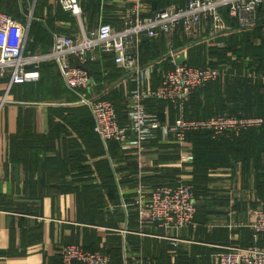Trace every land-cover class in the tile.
<instances>
[{
  "label": "crops",
  "instance_id": "0c3cea01",
  "mask_svg": "<svg viewBox=\"0 0 264 264\" xmlns=\"http://www.w3.org/2000/svg\"><path fill=\"white\" fill-rule=\"evenodd\" d=\"M6 1L0 0V7L8 8ZM14 1L22 14L20 0ZM187 1L143 0L142 16L183 7ZM129 2L106 0L100 6L83 1L84 30L100 23L121 29ZM36 5L33 16L13 18L27 28L25 51L46 53L54 35L81 32L70 14L55 18L61 9L55 1L41 0L38 5L44 6V13ZM45 8H49L46 14ZM48 18L54 20L49 46L48 40L39 41L38 32L30 29L33 22L44 25ZM227 21L230 30L220 33L207 24L156 40L144 36L137 62L142 68L152 67L149 89L158 87L163 74L176 65L225 66V79L191 96L183 115L187 121L260 120L239 134L232 129L221 134L206 128L189 130L185 142H179L171 129L180 116L177 108L146 100L148 114L167 125V131L160 129L142 153L124 151L116 142L105 145L100 139L95 148L64 122L67 109L84 106L77 94L75 99L65 90L57 66L53 71L61 89L57 96L40 93L44 78L39 71L36 82L12 87L0 109V264H61L58 252L68 245L107 253L112 264H218L215 257L225 247L264 249V236L256 242L250 228L256 208L264 205V108L254 106L264 101L260 77L264 76V5L250 30H241L236 20ZM99 55L100 64L111 56L113 68L121 75L105 71L109 86L99 83L93 68H87L94 87L78 92L88 98L111 96L126 114L125 119L119 116L121 126H128L126 106L129 94L139 86L136 77L119 68L112 53L99 51ZM3 94L0 83V100ZM58 126L63 129L50 134ZM139 184L191 187L197 209L193 226L172 231L139 216L133 205Z\"/></svg>",
  "mask_w": 264,
  "mask_h": 264
},
{
  "label": "built area",
  "instance_id": "2783aa9c",
  "mask_svg": "<svg viewBox=\"0 0 264 264\" xmlns=\"http://www.w3.org/2000/svg\"><path fill=\"white\" fill-rule=\"evenodd\" d=\"M66 14L79 21L81 32L73 36H53L50 49L46 53L33 54L25 51L27 28H22L7 14L0 12V83L4 94L0 109L12 87L38 80L41 63L53 61L67 88L90 91L94 87L87 65L97 63L99 51L112 53L114 62L125 72L132 73L139 85L127 100L128 126H121L114 104L98 95L92 98L79 95V104L90 109L94 121V132L106 145L116 142L124 151L142 153L145 145L155 139L160 129L168 130L160 121L150 116L144 106L146 100L169 103L180 113L172 131L179 142H185L189 130L212 129L221 134L232 129L239 134L260 120L219 117L208 121H187L183 115L185 106L194 92L226 76L227 68H199L176 65L166 71L161 83L149 89L152 67L142 68L137 62V54L142 38L156 40L179 31L192 32L210 24L215 33L230 30L227 19L236 20L241 30H250L256 23L258 9L264 0H188L183 7L168 8L143 17V0H130V8L125 11V21L121 29L110 24L98 25L92 30H84L83 1H96L100 6L106 0H53ZM264 78V76H260ZM78 94V93H77ZM133 205L139 216L149 219L155 226L172 231H182L194 224L196 197L194 190L185 185L150 186L139 184L135 189ZM124 208L127 207L123 204ZM254 223L251 225L254 240L264 236V205L256 208ZM62 264H112L111 256L103 252L86 250L81 245L63 246L58 252ZM218 264H264V249L255 245L249 248L225 247L216 255Z\"/></svg>",
  "mask_w": 264,
  "mask_h": 264
},
{
  "label": "trees",
  "instance_id": "16d2710c",
  "mask_svg": "<svg viewBox=\"0 0 264 264\" xmlns=\"http://www.w3.org/2000/svg\"><path fill=\"white\" fill-rule=\"evenodd\" d=\"M6 2H7L6 4H7L8 8H5L6 6H4V7H0V10L3 11L4 13L10 15L14 19H19L20 18V20H22L21 14L17 11L18 10L17 9V6L14 5L15 3H13L15 1L14 0H7ZM40 3H41V0H40ZM37 5H36V7H37ZM43 7L41 9V5H38V10L40 12L42 11L44 13ZM161 11H163V9L162 10H159L158 12H161ZM48 12H49V8H45V14L48 13ZM158 12H156V13H158ZM64 14H66V13H64L61 9H58L57 12H56L55 18L62 19V17H63ZM51 21H54V20L53 19L52 20H49V18H48V20H46L45 22L43 21L44 25L39 24V23H36V22H33L31 24V27H30V29H32L34 33H37L38 32V36L37 37H38V40L39 41H42V39L43 40L44 39L45 40H48V46H49V44H51V37L48 34L49 31H50V33L52 32L51 31V26H50ZM110 59H112L111 56L110 57H107L106 60H104L105 61V64H100V63H95L94 64V63H91V64H88L87 65V68H90V69L93 68V69H91V71L94 72V73H96V78L99 81V83H105L108 80V78H104L103 77V74H104L105 71H108L109 69H112L113 70L112 71V74H114L115 76H120L121 75V73L119 71H116L113 68L112 60H110ZM211 66H213L212 63H211ZM55 69H56V65L53 62H44V63H41L40 64V67H39L38 71H39V74L40 73L43 74L42 76L44 78L43 79V82L44 83L42 82V84H40L41 85V89H40L41 91H40V93L42 95H47V94H50L51 95L52 94V95L55 96L57 93H59V90H61L58 87L57 78L55 76H53V71ZM94 69H97L98 70V73L95 72ZM51 71H52V74H51ZM49 73H50V76H47V75H49ZM59 78H61V77H59ZM47 79H49V80H47ZM220 79H225V78L222 77ZM43 84H44V86H43ZM211 84L212 83L206 85L203 89L194 92L193 95L198 94L199 92H202L203 90H205L206 88H208L209 86H211ZM24 85H26V84H24ZM24 85H18V86H21L22 87ZM107 85L110 86L111 83H107ZM65 90L69 94H71L72 98H75L76 99L77 98L76 97V94L77 93H78L77 94L78 96L80 95V93L78 91H77V93H75V92L70 91L68 88L67 89L65 88ZM106 99H108L109 101L113 102V104L115 106V109L117 111L118 117L119 116L120 117L123 116V119H125L126 118L125 117L126 114H124V112L117 107V105L115 103V100L111 96H107ZM254 106H258L260 109H262V108H264V101L263 102L262 101L255 102L254 103ZM66 112H68V114L63 117L65 124L67 126H69L70 128H72L74 131H77L76 133H78L82 138L85 139L84 140L85 143L86 142H89L87 144H93L95 148L96 147H99L97 144L100 141L99 140L100 138L94 132V122L92 121V125H91V122L89 121V114L90 113H89L88 108L85 107V106L84 107H77V108H73V109H67ZM63 113L64 112H61L59 114H63ZM62 129L63 128L61 126L54 127L53 129H51L50 134H52L54 132H59ZM18 131L21 133L20 130H18ZM50 137H53V136H50ZM32 140H35V138H32ZM77 147L78 146H76L75 148H77ZM77 153H81V151H77ZM252 246H250V247H252ZM247 248H249V247H247ZM59 261H61V260H59Z\"/></svg>",
  "mask_w": 264,
  "mask_h": 264
},
{
  "label": "rangeland",
  "instance_id": "374dc122",
  "mask_svg": "<svg viewBox=\"0 0 264 264\" xmlns=\"http://www.w3.org/2000/svg\"><path fill=\"white\" fill-rule=\"evenodd\" d=\"M20 2L22 4L21 7H23L21 9V11H22L21 16L27 17L30 13L31 14L33 13V6L36 5V4H39L40 0H29V3L27 5H24V1L23 0H20ZM32 16H33V14H32ZM74 21H75V19H74ZM75 23H76L77 27H79L81 29L79 21L77 20V21H75ZM82 23H83V19H82ZM79 33H80V31H79ZM51 74H52V71H51ZM49 75H50V73H49Z\"/></svg>",
  "mask_w": 264,
  "mask_h": 264
}]
</instances>
